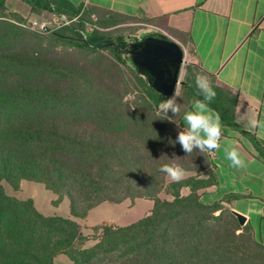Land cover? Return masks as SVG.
<instances>
[{"label":"trees","instance_id":"obj_1","mask_svg":"<svg viewBox=\"0 0 264 264\" xmlns=\"http://www.w3.org/2000/svg\"><path fill=\"white\" fill-rule=\"evenodd\" d=\"M20 1L36 14L88 18L100 12L107 16L100 21L105 28L114 17L127 18L67 0ZM23 22L9 12L7 0H0V67L28 71L7 78L0 70V264H55L60 254L72 264H249L243 254L247 249L264 261V246L251 225L241 226L233 214L231 204L240 196L228 195L212 205L201 201L203 191L219 184L212 154L186 155L170 142L182 130L184 113L203 99L195 85V76L202 73L216 92L209 107L222 126L248 138L264 158V141L235 122L236 93L198 66H188L178 96L180 114L173 122L161 120L156 111L163 97L132 66L142 91L141 102L134 105L115 87L126 83L123 70H118L120 78L110 80L94 64L53 56L46 49L56 43L90 54L110 50L125 66V44L99 32L84 40L74 29L68 41L60 35L42 39L23 29ZM172 162L192 176L168 182L158 169ZM22 181L40 183L56 194L54 205L67 198L76 219L104 202L148 199L154 207L129 226H96L93 235H85L73 219L45 216L32 199L5 192L3 182L19 191ZM183 188L190 194L183 196ZM164 191L172 201L160 198ZM90 240L95 244L86 247Z\"/></svg>","mask_w":264,"mask_h":264},{"label":"crops","instance_id":"obj_2","mask_svg":"<svg viewBox=\"0 0 264 264\" xmlns=\"http://www.w3.org/2000/svg\"><path fill=\"white\" fill-rule=\"evenodd\" d=\"M67 1L76 7L148 19L157 23L154 26L159 32L177 43L182 44L181 38L187 39L194 65L238 95L236 124L264 141L261 138L264 137V0ZM253 116L261 126L250 131L248 121ZM179 125L182 129L186 126L183 116ZM222 130L220 147L212 153L219 184L203 191L201 201L212 205L228 195L240 196L232 202V211L247 218L246 224L251 225L254 235L264 246V158L238 131L224 126ZM234 145L245 160L243 168L232 167L226 158L225 149ZM190 176L191 173H186L184 179ZM168 182L172 181L168 178ZM181 193L187 196L190 189L183 188ZM160 198L173 200L165 191ZM27 199H32L37 210L45 215L43 201L33 197ZM65 199L58 205L52 202V205L58 207ZM153 207L154 202L148 199L126 200L120 204L104 202L92 209L86 218L76 219L71 216L69 205V213L63 218L73 219L83 233L89 235L96 226H129L148 215Z\"/></svg>","mask_w":264,"mask_h":264},{"label":"rangeland","instance_id":"obj_3","mask_svg":"<svg viewBox=\"0 0 264 264\" xmlns=\"http://www.w3.org/2000/svg\"><path fill=\"white\" fill-rule=\"evenodd\" d=\"M7 8L10 13L19 14L24 22L20 24V26L32 33L38 34L42 39H50L56 36L62 37L64 41H68V38L74 37V35L69 31V29H74L82 34L83 39L86 40L87 37H90L92 33L99 32L104 33L109 36L112 42L117 44H125L124 51H122V60H126L128 65H122L116 59L115 55L110 50L100 51L98 54H90L84 50L74 49L70 46L64 45H56V43H51V46H48L49 53L53 56H61L64 58L74 59L76 61H81V63H89L94 64L96 67H99L102 73H104L110 80L116 79L118 75V70H123L125 80L122 86H119L116 82L115 87L120 90L122 93H127L125 97V102L130 104L141 102L140 96L142 91L140 86L137 85L134 76L129 68L131 66L130 63V54L127 52L130 49V46L135 42H141L142 37L147 34H151L153 32H159L156 28L157 23L152 22L151 20L144 18H121L114 17L110 20V24L108 28L100 22L101 19H104L105 15L97 12L88 18H84L81 14L76 17H68L66 19L69 21V24H64L60 19L55 17V14L49 13H34L30 7L25 5L20 0H9L7 2ZM45 26L46 29L42 28ZM185 51V60L180 79L184 81L186 75V68L188 66H195L193 55L190 52V48L187 44H180ZM91 56H96L91 58ZM114 64H118V67L115 68ZM118 68V69H117ZM0 70L4 72L5 77L11 78L18 73L26 74L28 71L21 70L13 67H4ZM118 81V79H117ZM181 85L178 87L177 92L180 94ZM3 186L5 192L9 196L16 197L17 199H27L33 197L45 203L44 213L45 215H53L65 217L67 213H69V201L65 199L58 207L52 205L53 200L57 198V196L45 189V187L40 183L30 182V181H22L21 189L19 191H14L13 188L7 183L3 182ZM89 235H93V231L88 232ZM95 244L94 240H90L86 243V247H91ZM246 257V260L249 261V264H264V261L258 255L255 256L250 250H246L243 252ZM56 264H69L71 261L65 255H57Z\"/></svg>","mask_w":264,"mask_h":264},{"label":"clouds","instance_id":"obj_4","mask_svg":"<svg viewBox=\"0 0 264 264\" xmlns=\"http://www.w3.org/2000/svg\"><path fill=\"white\" fill-rule=\"evenodd\" d=\"M195 85L203 99L195 100L192 110L184 113L183 120L186 126L178 131L176 140L170 142L173 143V146L178 143L186 155H191L194 151L214 153L220 147L223 135L221 118L209 107V104L216 97V92L206 74H197ZM178 96L179 93L174 89L170 96L163 97L156 111L158 119L173 122L172 118L180 114L181 105L178 103ZM169 112L173 115L169 116ZM248 126L251 131L261 125L253 116L248 121ZM225 152L226 158L231 162L232 167L243 168L246 166L238 146L234 145L226 148ZM158 171L166 175L172 182L177 183L181 182L186 175L185 168L175 162L162 165Z\"/></svg>","mask_w":264,"mask_h":264},{"label":"water","instance_id":"obj_5","mask_svg":"<svg viewBox=\"0 0 264 264\" xmlns=\"http://www.w3.org/2000/svg\"><path fill=\"white\" fill-rule=\"evenodd\" d=\"M127 52L130 63L137 74L146 79L148 85L162 97L170 96L183 84L181 71L186 63L183 47L162 32L144 35ZM241 226L247 222L242 214L233 211Z\"/></svg>","mask_w":264,"mask_h":264},{"label":"built area","instance_id":"obj_6","mask_svg":"<svg viewBox=\"0 0 264 264\" xmlns=\"http://www.w3.org/2000/svg\"><path fill=\"white\" fill-rule=\"evenodd\" d=\"M55 17L57 19H60L62 22H64V24H66V25L69 24V21L66 19V17L64 15L55 14ZM42 28L46 29L45 26H42Z\"/></svg>","mask_w":264,"mask_h":264}]
</instances>
